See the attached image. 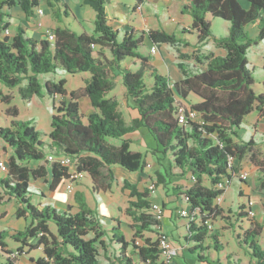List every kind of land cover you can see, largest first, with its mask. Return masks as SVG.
Wrapping results in <instances>:
<instances>
[{"label":"trees","instance_id":"trees-1","mask_svg":"<svg viewBox=\"0 0 264 264\" xmlns=\"http://www.w3.org/2000/svg\"><path fill=\"white\" fill-rule=\"evenodd\" d=\"M39 1L0 0V5L8 8L18 6L26 17L32 18L39 8ZM80 1L95 12L91 34L83 30L75 32L69 27H56L52 29L53 40L47 37L34 40L18 28L11 38L0 37V84L6 89L17 88L25 101L41 96L40 75L57 70L67 75H90L83 88L69 93L66 79L44 83L48 96L61 98L59 105L53 104L52 107L47 141L40 139L41 134L29 122L16 120L17 108L6 109L14 120L10 127H0V138L5 144L4 151L10 149L12 155L7 160V172L0 178V189L20 205L15 216L28 220V225L11 235L9 231H0V256L5 257L0 264H16L24 250L28 253L38 249L41 256L29 258L33 264H100L98 246H105L103 238L109 241L114 251L111 264H134L132 257H136L139 264H165L160 259L159 250V236L164 231L153 213L149 189L139 192L135 185L124 182L130 198L124 212L133 222L130 225L133 234L129 240L121 231L119 220H114V224L105 229L81 193L74 197L76 211L68 205L59 213L51 205L37 209L31 203L30 181L44 177L46 167L41 165L31 169L29 162L43 161L50 168L49 193L69 177L68 167L48 161L51 155L75 160L76 169L91 179L93 193L101 189V182L105 179L115 182L110 167L119 166L131 173L143 172L147 166L144 155L132 152L130 141L124 139L141 129L146 130L155 143L149 152L159 166L154 172L155 187L166 192L169 190L181 201L187 199L189 216L183 219L188 221L187 236H184L189 245L188 252L196 263L223 264L211 261L205 254L211 246L216 251L222 250L218 233L209 229L205 222L226 218L216 198L224 193L217 185L225 179L228 183L231 181L228 160L234 159L232 174H236L235 164L251 153V162L258 165L264 174V160L257 162L251 148L253 140L241 144L235 142L245 116L252 111H256L259 117L264 116V82L263 92L256 94L252 89L254 80L247 60L248 48L264 40V0H247V10L242 9L237 0H188L186 11L192 18L190 30L196 33L197 44L204 45L212 39L215 47L223 50L224 54H195L196 63L203 65V69L192 74L179 62L177 67L182 79L175 82L159 74L151 63L150 55L139 53L138 48L145 46L146 40L153 46L188 44L163 29L126 31L119 41V31L110 25L107 16V0ZM54 2L58 4L54 14L58 16L62 11L64 17H68L67 5L60 0ZM136 3L138 6L143 0H136ZM49 7L53 8L50 2ZM208 17L229 22L228 33L220 38L212 36ZM253 23L259 25L255 39L245 31L246 26ZM7 25H0V33ZM190 30L183 29V34ZM196 52L199 53L198 50ZM179 57L184 58L182 54ZM127 60L131 63L123 65ZM146 74L153 79L150 86L144 82ZM116 76L122 80L123 99L137 113L129 124L122 118L118 102L108 97L114 89ZM189 95L200 100L190 110L197 112L201 122L188 121L181 125L177 120L181 104L176 97L186 100ZM83 97L89 98L93 108L86 116V122L79 105ZM10 99V95L1 96L5 104H9ZM107 139H119L121 144L111 146ZM174 168L180 170L181 176H193V185L186 189L174 185L177 177L173 173ZM204 177L209 180V187L203 185ZM260 187L264 190V181ZM262 208L264 222V203ZM252 209L254 206L249 202L242 205L237 214L239 220L249 217L248 212ZM262 230V224L254 223L242 237L237 235L239 243L247 246L256 264H264V250L257 241ZM151 231L157 232L156 241L145 236ZM8 236L18 244L15 251L7 248L4 239ZM207 238L212 245H205ZM225 258V264H232L228 255Z\"/></svg>","mask_w":264,"mask_h":264},{"label":"rangeland","instance_id":"rangeland-1","mask_svg":"<svg viewBox=\"0 0 264 264\" xmlns=\"http://www.w3.org/2000/svg\"><path fill=\"white\" fill-rule=\"evenodd\" d=\"M67 5L72 7V3L79 5L82 4L80 0H66ZM242 9H247L244 2L237 0ZM55 3V2H54ZM163 0H147V3L143 5L142 9L144 11V16L146 17V21H144V31H148L150 29H160V27L165 28L166 32L170 34H174L177 37L181 36V28H179V24L187 26L192 22V18L188 13H183V4L184 0H169L165 5ZM136 0H113L111 4H108L106 10L108 15L113 19L111 21V26L119 31L118 40L120 41L123 37V30L125 25L134 21L138 18V15H132V8L136 6ZM86 10L83 12H78V19L80 20V25L84 27V29L88 33H92L93 22L95 21V12L89 7L83 5ZM167 8V9H166ZM72 9V8H71ZM169 11V17L166 16V10ZM68 17H64L62 11L59 13L58 17L63 23L64 27H68V24L71 25L72 28L78 29L77 23L74 18L70 16V12L68 10ZM157 15V16H156ZM47 18L50 20H54L55 15L51 12L48 14ZM17 19V18H16ZM208 20L211 24V34L216 38L224 37L228 33L229 22L219 19L208 17ZM245 31L247 35L251 39H255L259 32V25L257 23L249 24L246 26ZM190 41H194L196 39V35L189 37ZM185 42V41H184ZM179 46V45H178ZM178 46H172L169 44L161 45L160 51L152 57L151 62L155 66L156 70L159 74L164 75L170 79L171 82H175L176 78L181 77V74L178 71L177 63L181 62L186 70H188L191 74L198 72L201 70L203 65H198L194 60L191 61V56L188 55V58L179 57ZM199 51L202 54H207L209 52H219V50L214 46V42L212 39L208 40L204 45L199 47ZM138 52L141 54H148V45L140 46L138 48ZM162 54L163 60L160 55ZM224 54V51H223ZM175 57V59H174ZM199 57H201L199 55ZM247 60L249 69L251 70V74L253 76L254 83L252 85V89L256 94L263 92V82H264V40L258 41L256 45L252 44L247 50ZM89 73H78L76 75H67L64 71L57 70L55 73H49L45 75H40L38 77V81L42 86L41 96H33L30 101L23 100L18 94L17 88H9L6 89L3 86L5 92H9L11 99L9 104H5L0 100V127H10L11 121L14 120V117L5 113V110L9 107H15L18 110V116L16 120L29 122L31 125L35 127V129L41 134L40 139L42 141H47V134L51 131L50 122L51 116L53 114V104L56 106L59 105L60 97L52 98L47 95L44 89L45 81H53L58 82L60 79H67L66 88L69 90H77L80 87H84L86 85L87 80H89ZM144 82L147 86H150L153 83L152 77L148 74L144 76ZM8 90V91H7ZM123 90L122 80L119 79V83L114 84V89L111 91V99L120 102L122 99ZM119 99V100H118ZM179 102H182L181 107L185 109H190V107L195 104L194 95H189L186 100H182L179 97H176ZM90 106V101L88 98L80 99V113L83 115V121L86 122V114L87 110ZM119 110V103H118ZM129 113L135 110L129 108ZM120 112V111H119ZM137 114V113H136ZM125 117L128 119V114L125 113ZM123 118V117H122ZM257 112L252 111L250 114L245 116L241 126L237 130V142L241 144L242 142H248L250 139L254 140V146L251 147L253 153L255 154V160L257 162H262L264 160V120L261 122L257 120ZM200 117L196 119V122H201ZM126 123V122H125ZM149 144H154L153 139L149 134L146 135L143 143L140 145V150L144 155V160L151 163V156L147 154L145 155V151ZM4 143L0 138V154L3 155V151L1 146ZM4 156V155H3ZM251 153H248L245 158L240 162L236 163L237 173L232 175L231 181L228 183L227 187H225V192L223 194L222 202L218 205L220 208L224 210L225 219L217 218L211 220L212 231H216L218 233L219 242L222 246V250L216 251L212 246L209 251L205 254L209 257L211 261L221 262L225 264L227 259L225 255L230 257L229 261L232 264H256L255 260L251 258L249 255L248 248L245 244L239 243L237 235L239 234L241 237L243 233L248 230L254 223H259L263 225V230L261 235L258 237V244L264 250V222H263V208L262 205L264 203V190L260 187L262 181H264V174L261 173V170L258 165L251 162L250 159ZM170 155L168 159H170ZM6 165L7 162L4 159H1ZM44 162L42 161V164ZM166 165V162H163ZM32 165L35 163H31ZM45 164V163H44ZM48 167V166H47ZM147 173H134L126 175L124 178L120 177L119 181L110 185V194L119 200V205L124 208L128 206L129 191L124 188V182H128L136 186L139 192L145 191L149 189L150 186H154V190H150L148 193L154 204H158L160 206V200L156 199L158 195L161 197L164 196L166 201V207L163 210V219L160 221L161 228H165L166 233L171 237V240L175 246H180L182 253L179 256L174 257V261L179 264H185L184 259H187L188 256L192 254L188 252L189 245L186 244L184 240V236L186 235V226L188 221L175 216L173 212V198L174 196L168 190L167 192L161 188L155 187V175L151 171V169L145 168ZM143 170V171H144ZM241 172H247V180L243 181L240 179L239 174ZM173 173L177 175L174 179V185L179 186L183 189L189 188L193 185L190 174H186L184 176L180 175V170L178 168L173 169ZM4 177V174L0 172V178ZM47 179V178H46ZM33 180V179H31ZM48 180L50 181V177L48 176ZM29 188L31 203L37 209H40L38 205L41 203L42 205H53L56 207L58 212L60 213L63 210V206H61L60 201H57V197H46L42 198L40 193L42 190L47 189L48 184L40 179L37 183H32ZM203 185L205 187H209V180L204 177ZM242 193V195L240 194ZM14 200L8 199L3 196V193L0 189V211L6 210L10 214L9 217L5 219H0V230L9 231L8 227H18L20 229L25 228L28 225V220L24 218H17L14 214ZM249 202V205L254 206V216L243 217L242 220L237 217V214L240 210V207ZM15 204H17L15 202ZM56 205V206H55ZM181 205V204H179ZM182 206V205H181ZM171 212L174 214L171 220L175 227L170 222V214ZM115 214L116 211H115ZM126 214H118V216L122 217L126 224L122 226L121 231L125 234L126 238L129 240L132 237L133 231L130 228V225L133 223L132 220L125 216ZM165 217V219H164ZM102 222L105 221L102 219ZM25 223V226H24ZM106 229V226H103ZM147 238H150L152 241L157 240V232L151 231L145 233ZM105 246L102 248L98 246L99 250V262L100 264H111L113 262L114 251L109 243V241L103 238ZM4 241L7 246L13 247L14 245H18L14 242V240L10 239L9 236L5 237ZM141 244V242H139ZM211 244L210 239L205 240V245ZM34 255L39 254L41 256V252L32 251ZM134 264H139L136 257H132ZM5 257L0 256V263H3ZM162 261V260H161ZM174 264V263H173ZM202 264V263H195Z\"/></svg>","mask_w":264,"mask_h":264},{"label":"crops","instance_id":"crops-1","mask_svg":"<svg viewBox=\"0 0 264 264\" xmlns=\"http://www.w3.org/2000/svg\"><path fill=\"white\" fill-rule=\"evenodd\" d=\"M60 1H61V3H64V4L67 5L66 0H60ZM68 1H70V0H68ZM112 1L113 0H107L108 4H111ZM163 1H164L163 5H165L166 3L169 2V0H163ZM240 1L244 2V4L247 7V9H249V3L247 2V0H240ZM49 2L53 5V8L49 7ZM146 3H147V0H143L142 4H140L138 6H135L136 8H135L134 11H132V15H134V16L138 15V18L135 19L134 21L132 20L131 22L126 24L123 32H126V31L130 32V31H133V30H141V31L144 30V21H146L147 19L144 16V11H143L142 7ZM83 5L84 4L79 5V3H76V4L72 3V7L67 5L68 10L70 12V16L75 19V21L77 23V27L76 28H78V29L76 30V29L72 28L70 24H68V27L70 29H72L73 31H75V32H80L81 30H83L86 33H88L84 29V27L82 25H80V20L77 17L78 16L77 11L78 12H80V11L83 12L84 10H86V8ZM187 5H188V0H184L183 10H182L183 13H187V11H186L187 10L186 9ZM57 8H58V4L54 3V0H40L38 9H42L43 14L42 15H38L36 13V15L34 17L29 18V17L25 16L24 12L18 6H14V7L8 8L6 5H0V25L3 26L4 24H8L6 29H8L9 32H10L9 38L13 37L16 34L18 28H21L24 31L26 37L34 39V40H40V39H43V30L45 28H49V29L52 30V29H54L56 27H64L63 23H61V20L59 19V17L57 15L54 14L55 15L54 20H52L51 18L49 20L47 18L48 14L50 12L52 14L54 13V11L57 12ZM247 9H245V10H247ZM106 12H107V10H106ZM68 15H69V13H68ZM168 15H169V11L166 10V16L169 17ZM107 16H108L109 22L111 24V21L113 19H111V17L108 15V12H107ZM39 23L41 24V26L38 25ZM191 23L189 25H187V26L179 24V28H181V36L178 37V38H180L183 41H185V43L188 44V45H186V46L179 45L178 48H176V50H178L179 53L182 54V56L184 58H188V55H192L190 57L191 61H193V60L195 61V59H196L195 58V54L196 55L197 54H202L199 51V47H201L202 45L197 44V35H196V33H194L193 31L190 30ZM93 28H94V22H93L92 31H93ZM160 29L165 30V28H163V27H160ZM183 29H187V30H190V31H188L186 34H183ZM2 32L3 31H1V33H0V37L4 38L2 36ZM88 34H91V33H88ZM193 34L196 35V39H194V41H190L189 37L193 36ZM145 44L148 45V54L150 55L151 60H152V57L154 55H156L160 51L161 45H164V44L155 45L157 51H156L155 54L152 55L150 53V48L153 45L149 44L147 42V40H146ZM196 50H198L199 53L196 52ZM218 50H219L218 53L215 52V51L213 53L215 55H223V50H221V49H218ZM160 57L163 60L162 54L160 55ZM174 59H175V57H174ZM130 63H131V60H127L125 63H123V65H129ZM152 65H153V63H152ZM202 69H203V67H201V70ZM178 71L181 74V71L179 70V68H178ZM186 71L188 73H190L188 70H186ZM195 73H197V72H195ZM119 79H121V77L120 76H116L115 79H114V84L119 83ZM181 79H182V74H181V77L176 78L175 81H180ZM66 86H67V83H66ZM80 88H83V87H80ZM66 90H67L68 93L73 91V90H69L67 88H66ZM5 91L6 90L3 89L2 84H0V96H2V95H10V93H9L10 91L9 92H5ZM123 91H124V88L121 91L122 94H123ZM108 97L109 98L110 97L111 98L112 97L116 98V96H111V94H109ZM83 98H87V97H83ZM195 99L196 100H195L194 103H197V102L200 101L197 97H195ZM120 100L121 101L118 102L119 103V111H120L124 121L127 124H129L130 121L134 117H136V113H133V111L131 113H129L128 110L131 107L123 99V96H122V99H120ZM180 104H182V102H180ZM79 105H80V100H79ZM132 110H134V109H132ZM92 111H93V108H92L91 103H90V106H89V108L87 110L86 116L89 113H91ZM5 113H6V110H5ZM125 113L128 114L127 115L128 119L125 117L126 116ZM257 120L262 122L264 120V116L259 117V115L257 113L256 121ZM147 134H148V132L146 130L141 129L139 131H136L135 133H132V134H129V135L125 136L124 139L130 141V150L132 152H139V153L142 154V151L140 150V145L143 143V141L146 138ZM235 142H237V140H235ZM253 142H254V140H253ZM107 143L109 145H111V146L118 147L121 144V140H119V139H107ZM242 143H244V142H242ZM148 146L149 147H147V149L145 151V155L147 156V154H148V155L151 156V163H148V161L146 160V163H147L146 168L149 167L151 169V171L154 173L156 170L159 169V166L155 162L154 157L149 152H150L151 149H153L155 147V145L149 144ZM4 147H5V144L3 146H1V149L3 151L2 153H3L4 156L0 154V160L4 159L7 162L8 158L12 155V151L10 149H6V151H4V149H3ZM31 163H35V164L32 165ZM41 165H44L46 167V175L44 177H42V178H38L36 180H31L30 181V187H31V185H33L32 183H34V185H35V183H37L40 179H43L49 185V180H48V176L50 177V168L49 167H47L44 163L42 164V162H38V161L37 162H35V161L29 162L28 167L31 168V169H35V168H37L38 166H41ZM110 170H111V172L114 175L115 182L119 181L120 177L124 178L126 175L134 174V173L126 171L125 169H123V168H121L119 166L110 167ZM143 173H147L146 170H144ZM106 174H108L107 170H106ZM115 182H113V183H115ZM113 183H111L109 180L105 179L104 181L101 182V189L96 191L95 193H93V186H92L91 179L89 178V176L87 174H85V176H84V178L82 180L76 181V182L73 183L72 192L71 193L67 192V190H66V185L68 184V181L67 180H62L61 183L57 186V188L55 189V191L53 193H49V191L46 192V190L44 189V190H42V193H40V195L42 196V198H46V197L48 198V197L56 196L57 197V201L56 202L60 201L61 206H63V210H61V212H62V211H64L67 208L68 205L73 207V211H76V203H75V198L74 197H75L76 193H81L83 195L84 199H85V202H86L87 206L91 210H94L97 213V218H98L100 224H102L103 226H107L109 228V226H112L114 224V220H119L122 223V226H124L126 224V222H124L122 217L118 216V214L119 215L120 214H122V215L125 214L124 210H125L126 207L124 208L123 206L119 205V200L117 198H114V196H111V194H110L111 192H110L109 189H110V185L113 184ZM47 189H48V187H47ZM3 196L8 198V196H6L4 194H3ZM156 199L160 200V205L161 206L165 205V206H163V208L166 207V204H165L166 201L164 199V196L161 197V195H158L156 197ZM222 199H223V195H222ZM150 201H151L152 204L155 203L154 201L151 200V198H150ZM221 202H222V200L219 203H217V204H220ZM39 204L40 205H38V206L40 208H42L44 206V204L43 205L41 203H39ZM179 204H180V198L174 197L173 198V206H172V208H173V212H174L175 216H178L176 211H175V206L179 205ZM14 205H15V207H14V209H15L14 210V214H15L16 209L20 205L19 204H15V202H14ZM47 205H49V204H47ZM51 206H53V205H51ZM54 208H56V207H54ZM115 211H116L117 214H115ZM9 214L10 213L8 211H6L5 209L0 211V219H5V218L9 217L10 216ZM168 214H170V217L168 216L167 219L170 218V222H172L171 218H172V216H174V214H172L171 212H168ZM125 216L126 215H124V217ZM102 219L105 221V223L102 222ZM164 219H165V217H164ZM172 225L175 227L173 222H172ZM24 226H25V223H24ZM8 228H10V229H8L10 235L14 234V231H19V230H23L24 229V227H23V229H20L18 227H15V228L8 227ZM175 229H176V227H175ZM0 231H3V230H0ZM163 231L165 233L167 232L165 230V228H163ZM33 242L34 241H30V243H33ZM17 247H18V245H14L13 247L8 246L7 248L10 251H15L17 249ZM176 247L179 248V253L177 255V256H179L182 253L181 247L180 246H176ZM36 251L40 252V249H38ZM30 257L36 259V258L39 257V254L34 255L32 253V251L27 253V251L24 250L23 254L20 255L17 258L16 264H33L29 260ZM173 263L174 264H179L176 261L172 260L171 264H173ZM184 263L185 264H195L196 262L194 261L193 255H191V256H188L187 259H184ZM202 264H204V263H202Z\"/></svg>","mask_w":264,"mask_h":264},{"label":"built area","instance_id":"built-area-1","mask_svg":"<svg viewBox=\"0 0 264 264\" xmlns=\"http://www.w3.org/2000/svg\"><path fill=\"white\" fill-rule=\"evenodd\" d=\"M36 13L38 15H42L43 11L42 9H37ZM39 26H41V24H38ZM2 36L3 37H9L10 36V32L8 29L3 30L2 32ZM43 37H47L49 40H53V33L52 30L49 28H45L43 30ZM157 51L155 46H152L150 48V53L153 55L155 54ZM0 100H1V96H0ZM198 118V114L197 112L190 110V109H185L183 107H179V110L177 112V120L179 122V124L181 125H185L187 124L188 121H196V119ZM48 161L50 162H56L61 166H66L69 168L68 174L69 177L67 179L68 184L66 185V190L67 192L71 193L72 192V185L74 182L76 181H80L84 178V173L79 172L76 169V161L73 160L70 157H65V156H59V157H55V156H48ZM228 168H229V174H232V169L234 168V159L233 158H229L228 160V164H227ZM0 172L5 173L7 172V165L3 162L0 161ZM247 172H241L239 174V177L241 180L245 181L247 180ZM191 181H195V178L192 176L191 177ZM228 185V181L227 179H225L224 181H222L221 183H219L217 185V188L220 190H224L225 191V187H227ZM150 190H154V186H150L149 187ZM222 195H218L216 198V203H219L222 200ZM187 199H183L182 201L180 200V204L182 205H176L175 206V211L178 215V217L181 218H187L189 216V210H188V206L186 205V201ZM153 207V213L156 216V219L161 221L163 219V210H162V206L158 205V204H152ZM250 214V216H254V210H250L248 212ZM209 229H212V225L211 223H209L208 221L205 222ZM161 235L159 236V250H160V259L162 260L163 263L165 264H171L172 260L174 259V257H176L179 253V248H177L173 242L171 241L170 237L168 235H166L164 232L160 233Z\"/></svg>","mask_w":264,"mask_h":264}]
</instances>
